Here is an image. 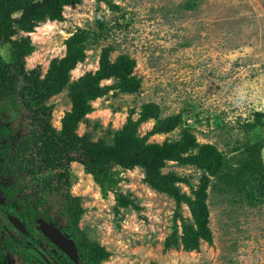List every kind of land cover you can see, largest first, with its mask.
<instances>
[{
  "label": "rangeland",
  "instance_id": "1",
  "mask_svg": "<svg viewBox=\"0 0 264 264\" xmlns=\"http://www.w3.org/2000/svg\"><path fill=\"white\" fill-rule=\"evenodd\" d=\"M112 3L117 9L81 0L63 9L62 22L45 20L31 32L14 26L12 40L29 37L34 46L23 72L39 83L59 68L68 42L80 36L76 48L81 60L68 73L67 86L51 94L26 92L25 97L39 112L38 118L45 119L48 111H40L36 104L45 94L41 107L51 109L50 126L58 135L71 110L70 85L98 70L102 50L111 49V62L122 54L134 59L139 91H109L91 103L94 111L77 124L75 133L91 142L112 144L111 134L122 128L130 111L136 120L144 104L155 103L158 116L139 126L140 136L159 129L165 119L178 117L179 122L172 131L149 137V143L176 142L189 133L199 144L215 145L223 153L227 181L211 178L207 189L211 243L201 242L191 251L181 246L165 249L173 231L180 243L182 225L192 224V217L182 204L181 219L176 220L174 199L151 188L141 167L125 170L111 163L101 187L83 165L72 162L68 188L52 186L50 193L43 192V183L55 180L54 171L35 168L29 174L33 166L14 162L21 140L34 151L35 138L42 139L23 106L10 119L0 104V183L14 185L18 191L14 197L39 199L40 211L47 206L54 214L64 207L66 220L75 222L86 245L110 254L99 262L91 259L92 264H264V187L256 172H248L254 166L264 170V0ZM0 60L13 61L10 45L0 46ZM115 83L111 78L100 85ZM19 84L23 86V81ZM161 171L184 179L177 183L184 194L193 196L199 187L202 172L195 167L167 161ZM119 194L138 209L119 206ZM74 198L83 209L76 221L72 210L67 211ZM88 246L83 248L89 251Z\"/></svg>",
  "mask_w": 264,
  "mask_h": 264
},
{
  "label": "trees",
  "instance_id": "2",
  "mask_svg": "<svg viewBox=\"0 0 264 264\" xmlns=\"http://www.w3.org/2000/svg\"><path fill=\"white\" fill-rule=\"evenodd\" d=\"M112 1L114 0H95L97 5L102 3L108 9H117ZM80 2L81 0H0V46H11L13 60L7 64L0 60V104L10 119L21 113L23 110L21 106H23L31 114L29 115L32 118L31 123L39 128V137L42 138H35L38 141L35 143L34 151H31L27 141L22 140L16 147L14 159L16 162L22 161L25 165L33 166L30 173L34 172L35 168L39 172L54 171L55 180L49 183H55L59 189L69 186L68 167L72 162L83 165L101 187L106 183L109 164L112 163L125 170L141 167L145 173L144 181L151 188L174 199L176 220L181 219L179 211L182 204L188 207L192 217V224L182 225L180 243L177 241L176 231H173L165 242V249H176L181 246L183 250L191 251L197 249L201 242L211 243L209 209L206 203L207 189L211 178L223 180L226 177L223 171L225 167L223 153L215 145L199 144L189 133L184 134L176 142L149 143V137L162 131L170 132L179 122L178 117L165 119L159 129H153L144 136H140L139 126L158 116L159 106L155 103L144 104L136 120L132 119L134 111H130L132 115L128 116L122 128L111 134L112 144L106 145L102 140L91 142L86 135L78 137L75 133L77 124L94 111L91 106L93 101L112 90L128 94L139 91L141 80L133 75L134 59L122 54L111 62L109 58L111 49L109 47L103 49L98 70L70 85L71 110L63 119L58 135H55L50 126L51 109L41 107L45 94L36 102L40 106V111L44 110V113L48 111L45 119L38 118L39 112L33 111L30 107V102L25 97L26 92L34 95L42 90L46 94H51L67 86L68 73L81 60V54L76 48L80 43V36L76 35L68 42L67 54L59 68L55 69L45 82L39 83L23 72L24 60L34 52V46L29 37L19 41L12 40L15 34L14 26L31 32L37 23L45 20L62 22L63 9L78 5ZM18 13L17 17H13ZM111 78L116 79L117 83L111 86L100 85L102 81ZM20 81H23V86L19 84ZM249 151L253 150L249 149ZM167 161L192 166L202 172L199 187L193 191V196L182 193L178 188L177 183L185 182L184 179L162 173L161 170ZM248 172H256L259 183L264 187L262 167H249ZM240 175L244 173L240 172ZM78 200L74 198L73 205L68 208V211L72 210L75 221L83 213ZM117 202L123 208L138 209L133 200L122 194L117 196ZM86 244L87 241L84 240L83 247H87ZM88 248V256L97 262L106 260L110 256L102 247L88 246Z\"/></svg>",
  "mask_w": 264,
  "mask_h": 264
},
{
  "label": "flooded vegetation",
  "instance_id": "3",
  "mask_svg": "<svg viewBox=\"0 0 264 264\" xmlns=\"http://www.w3.org/2000/svg\"><path fill=\"white\" fill-rule=\"evenodd\" d=\"M54 185L47 181L41 189L50 193L52 186L59 189ZM0 190L6 197L4 204H0V264H92L87 249L83 248L84 238L77 234L74 222L66 220L64 207L60 206L54 214L53 209L47 206L40 211L39 199L31 202L27 197H14L18 193L14 185L5 187L0 183ZM10 217L17 219L25 232L19 231L10 222ZM42 225L50 230L52 227L59 230L73 242L74 247L70 244L68 252L64 251L40 230Z\"/></svg>",
  "mask_w": 264,
  "mask_h": 264
},
{
  "label": "water",
  "instance_id": "4",
  "mask_svg": "<svg viewBox=\"0 0 264 264\" xmlns=\"http://www.w3.org/2000/svg\"><path fill=\"white\" fill-rule=\"evenodd\" d=\"M5 194L0 190V204H4L5 202ZM10 222L19 230L22 232H25L23 226L18 222L17 219H15L14 217H10ZM42 224H44V222H42ZM44 226H46L44 224ZM51 227V226H49ZM54 227H52L50 230L49 228L46 227H40V230L51 240L53 241L57 246H59L60 248H62L64 251L68 252V246L71 244L74 247L73 242H71L67 236H65L64 234H61V232L57 229H53ZM51 231V234L49 233ZM54 233V234H53Z\"/></svg>",
  "mask_w": 264,
  "mask_h": 264
},
{
  "label": "bare ground",
  "instance_id": "5",
  "mask_svg": "<svg viewBox=\"0 0 264 264\" xmlns=\"http://www.w3.org/2000/svg\"><path fill=\"white\" fill-rule=\"evenodd\" d=\"M93 102H95V101H93ZM93 102H92V103H93Z\"/></svg>",
  "mask_w": 264,
  "mask_h": 264
}]
</instances>
